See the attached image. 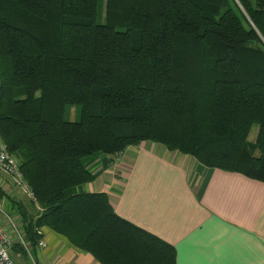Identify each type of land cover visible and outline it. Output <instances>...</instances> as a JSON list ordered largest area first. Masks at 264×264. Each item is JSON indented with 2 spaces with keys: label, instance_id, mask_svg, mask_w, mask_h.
Masks as SVG:
<instances>
[{
  "label": "trees",
  "instance_id": "trees-1",
  "mask_svg": "<svg viewBox=\"0 0 264 264\" xmlns=\"http://www.w3.org/2000/svg\"><path fill=\"white\" fill-rule=\"evenodd\" d=\"M98 15L99 0H0V138L38 210L1 185L0 200L31 247L49 228L100 264H176L105 192L69 190L93 179L84 157L142 141L264 182V0H105Z\"/></svg>",
  "mask_w": 264,
  "mask_h": 264
},
{
  "label": "crops",
  "instance_id": "crops-1",
  "mask_svg": "<svg viewBox=\"0 0 264 264\" xmlns=\"http://www.w3.org/2000/svg\"><path fill=\"white\" fill-rule=\"evenodd\" d=\"M82 163L93 179L69 193L105 192L119 216L175 248L176 264H264V182L150 141ZM42 235L32 263L100 264L49 228Z\"/></svg>",
  "mask_w": 264,
  "mask_h": 264
},
{
  "label": "built area",
  "instance_id": "built-area-1",
  "mask_svg": "<svg viewBox=\"0 0 264 264\" xmlns=\"http://www.w3.org/2000/svg\"><path fill=\"white\" fill-rule=\"evenodd\" d=\"M0 172L5 173L8 176H11L15 180V184H17L24 193H26L31 200H34L33 194L30 191V187L28 183L23 178V175L20 171L19 162L15 156L9 153L6 148V145L0 138ZM8 199L0 200V264H16L12 261L11 256L9 254L14 247V244L17 242L20 244L22 248H24L28 255L30 256L31 260H34L35 257L33 256L34 247L44 248L46 243L41 237L38 242L35 244L34 247H31L27 241L25 240L24 234L21 230V219L19 225L16 224L11 217V213H9L3 207V201ZM11 204V203H10ZM11 207L14 208L11 204ZM17 209V208H16ZM19 215V214H18ZM20 217V216H19ZM42 231L38 230V233ZM43 236V235H42ZM34 257V259H33ZM35 264V263H34ZM50 264H56L54 262Z\"/></svg>",
  "mask_w": 264,
  "mask_h": 264
},
{
  "label": "rangeland",
  "instance_id": "rangeland-1",
  "mask_svg": "<svg viewBox=\"0 0 264 264\" xmlns=\"http://www.w3.org/2000/svg\"><path fill=\"white\" fill-rule=\"evenodd\" d=\"M104 5L105 0H99V15L97 17V21L103 22L104 21ZM65 118L70 121H78L80 119V107L79 106H71L67 107L65 112ZM257 130V126L253 125L251 128V131L249 133V140H253L255 137V133ZM107 155V154H104ZM0 185L4 188L6 195L10 196L13 199H21L26 206H28V210L31 211V213L36 212V208L32 204L31 198H28L26 193L22 192V190L17 187L18 185L15 184V180L11 178V176L6 175L5 173L0 172ZM18 192V193H17ZM18 199V200H19ZM3 207L11 213V217L13 218L14 222L19 225L20 217L17 213L16 207L12 208L11 204L8 200L3 201ZM11 259L14 263L19 264H34L32 261L24 256L19 254L20 256L17 258V248L15 250L9 252Z\"/></svg>",
  "mask_w": 264,
  "mask_h": 264
}]
</instances>
